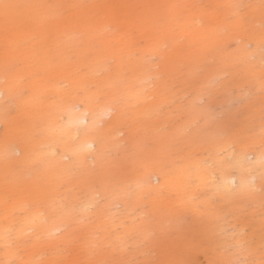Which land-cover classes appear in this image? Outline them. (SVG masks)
I'll return each mask as SVG.
<instances>
[{
	"label": "rangeland",
	"instance_id": "1",
	"mask_svg": "<svg viewBox=\"0 0 264 264\" xmlns=\"http://www.w3.org/2000/svg\"><path fill=\"white\" fill-rule=\"evenodd\" d=\"M2 3L0 264H262L264 0Z\"/></svg>",
	"mask_w": 264,
	"mask_h": 264
},
{
	"label": "bare ground",
	"instance_id": "2",
	"mask_svg": "<svg viewBox=\"0 0 264 264\" xmlns=\"http://www.w3.org/2000/svg\"><path fill=\"white\" fill-rule=\"evenodd\" d=\"M2 90L3 89L0 88V95H3ZM83 111H84V115H80V116L79 115H76V116H73L72 123H75L77 125L90 126V124H92V123H89V119H88V116H87L88 109H84ZM0 125H3V121L2 120H0ZM2 147H4V144H3ZM83 148H86L87 150L94 149V148H96V143H95L94 140L85 141L83 143ZM15 151L16 152H20L21 149L20 148H16ZM58 154H59V151H58V148L57 147L54 146V147L49 148V150H48V155L49 156L56 157ZM262 157H264V155ZM262 157H261V160H262ZM211 180L214 182L215 177H212ZM230 181H234L235 186H237L238 180L235 177H230V178L225 179L223 181V186L222 187H224V188L233 187V185L229 183Z\"/></svg>",
	"mask_w": 264,
	"mask_h": 264
},
{
	"label": "snow or ice",
	"instance_id": "3",
	"mask_svg": "<svg viewBox=\"0 0 264 264\" xmlns=\"http://www.w3.org/2000/svg\"><path fill=\"white\" fill-rule=\"evenodd\" d=\"M0 7H2L4 9L5 17L7 18L8 15H9L10 10L11 9H15V8H17L19 6L8 4V3H2V4H0ZM221 128H222V135L227 137V134H228V131H229L227 124L221 125ZM261 163L264 164V157H262ZM249 171H251V170H249ZM260 177H261V180H264V169L261 170ZM229 183L232 184L233 187L226 188L225 191H226V193L229 196L235 195L236 194V189H235L234 181H230ZM254 190H255L254 186L251 185V184H244V185L240 186V188H239L240 192H243V191H254ZM261 191L264 192V188H262ZM168 264H188V262L183 260V259H176V260L168 262ZM210 264H216V262H211L210 261ZM262 264H264V261H262Z\"/></svg>",
	"mask_w": 264,
	"mask_h": 264
}]
</instances>
